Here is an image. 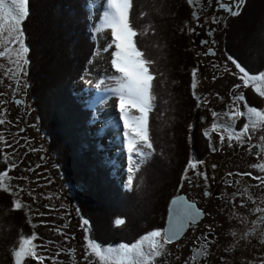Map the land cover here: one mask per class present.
<instances>
[{
  "label": "trees",
  "instance_id": "obj_1",
  "mask_svg": "<svg viewBox=\"0 0 264 264\" xmlns=\"http://www.w3.org/2000/svg\"><path fill=\"white\" fill-rule=\"evenodd\" d=\"M92 3L29 0L30 15L23 23L30 48L27 83L43 137L64 184L77 192V205L90 222L92 236L102 245L131 244L164 228L189 164L210 154L209 141L198 128L193 90L197 69L189 33L193 15L187 0H133V26L138 30L151 26L148 35L135 39L155 61L150 71L155 74L156 101L148 125L155 151L128 190L96 129L99 110L77 89L99 48L93 31L97 8ZM225 51L250 74L264 72V0H246L229 26ZM245 96L250 107H261L251 90ZM4 171L8 164L0 152V173ZM14 201L0 189V264H15L14 251L33 233L24 211L14 210ZM117 219L125 223L117 226Z\"/></svg>",
  "mask_w": 264,
  "mask_h": 264
},
{
  "label": "rangeland",
  "instance_id": "obj_2",
  "mask_svg": "<svg viewBox=\"0 0 264 264\" xmlns=\"http://www.w3.org/2000/svg\"><path fill=\"white\" fill-rule=\"evenodd\" d=\"M104 2L105 0H95L97 14L93 26H99L102 22ZM227 17V14L223 13L219 18L220 23L214 24H212L211 18L205 19L208 20L209 30L207 31L205 27H201L203 22L197 24L194 22L193 17L190 21L189 33L192 39V50L197 59V69L193 82L195 88L193 90L195 96L200 98L198 101L199 106H197L199 114L198 128L201 133H205L206 130L211 132V136H207L211 146L208 150L210 153L208 159L213 162L212 171L214 173H217L220 169L225 173L230 171L229 167L226 170L223 164L225 158L230 160L237 158L239 160L238 157L246 156L247 165L252 167L257 176L264 177V172L253 167L257 163L264 165V158L262 161L257 162L256 153L258 148L252 147V145L260 143L258 137L264 132H257L250 141L245 138V143H239L234 138L229 143L227 132L222 129L215 132L211 131L214 123L231 124L237 133L242 129L243 125L248 122L246 116L229 120L225 114L230 109L237 107L233 103L235 96L242 93L246 100L245 92L247 90H251L261 100V107L258 109L264 111V96L257 91V89L264 91V82L259 84L250 82L245 87L239 79L238 70L226 54V34L232 20L237 16ZM4 27L7 28V25H4ZM191 28H194L195 32H192ZM208 31H214L213 35L210 36ZM109 33L110 30H106L99 36L95 35L99 48L89 66L86 78L83 83L78 85L77 89L87 95L85 97L86 103L99 110L97 120L99 124L96 129L103 135L104 149L108 150L109 155L119 165L118 174L124 186L127 180L126 177L129 175L127 171L129 161L127 159L126 143L122 135L123 122L119 120V101L116 97L109 99V93L98 92L94 87L100 79L112 75L115 71L110 65L111 52L114 51V46L108 52L103 51L106 43L111 38ZM205 40L208 41V45L202 43ZM2 43L0 42V45ZM25 67L27 73V65ZM88 81H92V84H89ZM7 83V79L0 82V91L6 93L0 99L8 101L0 104V119L5 120V123L0 125V138H2L0 139V152L4 156L5 163L8 164V177L5 178L4 183L9 185L10 190L7 192L14 197L15 201L19 200L22 204L20 210H23L26 214L33 230L32 236L35 235L36 237L33 244L36 246L37 256L42 255L45 257V260L41 262L36 258L23 256L21 258L22 264H105L98 257L93 259L92 256H89L87 260L85 259L84 253L87 240H94L90 233L91 225L89 222L88 226H83V219L87 218L83 216L77 205V192L64 184L63 176L58 170L43 137L44 134L40 129L29 94L27 74L22 81V83L27 84V87L14 90L8 88ZM108 83L110 85L111 82ZM237 84L241 85L239 89L235 88ZM16 101L20 102L17 103ZM238 110L246 111L243 101L239 102ZM214 113L217 115L214 116ZM133 115H138V113L133 111ZM237 126L239 127L237 128ZM221 134L225 137L223 142L220 139ZM225 151L228 153L225 154ZM262 151L264 155V148H262ZM241 166L243 165L240 163L238 165L230 164V168L246 173L247 171L242 169ZM197 172L193 170L192 173L191 170H188L184 174L179 188L181 192L192 191L194 199L202 198V191L207 188L204 185L195 187L199 181ZM236 174L238 175V172ZM253 188H256L254 184ZM236 190L237 187L229 189L231 192ZM257 193L260 194V192ZM157 203L156 209H160V202ZM214 204L217 208H222L226 203L222 198H219L214 201ZM245 210L247 214L248 207L245 206ZM73 217L76 218L75 221H73ZM85 227H87V231ZM21 244L22 241L19 243L17 250H19ZM109 246L113 245L103 247ZM57 252L60 253L58 257H56ZM52 257H56V259L53 260ZM108 264H110V261Z\"/></svg>",
  "mask_w": 264,
  "mask_h": 264
},
{
  "label": "snow or ice",
  "instance_id": "obj_3",
  "mask_svg": "<svg viewBox=\"0 0 264 264\" xmlns=\"http://www.w3.org/2000/svg\"><path fill=\"white\" fill-rule=\"evenodd\" d=\"M187 2L194 9L192 15L199 21L203 13L204 0H187ZM245 3L246 0H232L231 4L225 5L221 0H217L219 8L226 9L231 16L240 15ZM91 7H95L94 0ZM103 7L102 22L99 26L94 25L93 31L99 36L106 30H110L109 35L111 38L106 43L103 51L108 52L114 46V51L111 52L110 65L115 71L112 75L100 79L94 87L98 92L109 93V99L111 97L118 98L119 120L123 122L122 135L126 143L127 159L129 161L127 169L129 175L124 186L131 190L135 173L140 171L141 166L151 158L155 151L150 140L148 126L149 113L154 110L156 101V95L153 91L155 74L150 71V67L155 61L145 55V52L137 46L135 39L138 35H148L151 26L146 25L142 30H138L133 26L131 20L133 0H105ZM29 15V0H0V42H3L0 45V82H3V79H7L8 83L6 86L14 90L27 87V84L22 83V81L27 74L25 66L30 63L27 59L30 48L25 43L26 37L23 23ZM140 15L144 16L145 13L142 12ZM212 20L214 23H220L219 18L216 16H213ZM4 25H7V28ZM190 30L195 32L194 28ZM202 43L206 44L207 41ZM228 59L235 65L239 73V79L245 87L250 82L257 84L264 82V72L250 74L233 57L229 56ZM195 74L196 70H193L194 77ZM108 82H111L110 85ZM88 83L92 84V81H88ZM240 87V84L235 86L236 89ZM193 88H195V84H193ZM257 91L264 96V91L260 89H257ZM5 95L6 93L0 91V97ZM197 99L198 101L200 100L199 97ZM241 101L244 102L246 111L238 110L239 102ZM7 102V100L0 99V104ZM16 102L19 103L20 101ZM233 103L237 107L230 109L225 114L228 119L232 120L246 116L248 122L243 125L238 133L231 124L214 123L211 129L212 132L218 129L227 132L229 143H231L233 138L239 143H245V138L250 141L257 132H264V111L249 107L242 93L234 97ZM133 111L138 113V115H133ZM213 115L216 116L217 114L214 113ZM4 123L5 120L0 119V125ZM204 134L205 136H211V132L208 130ZM224 138V135L221 134V142L224 141ZM258 140L260 143L252 145V147L264 148V134L260 135ZM213 150L215 151V149ZM256 154L259 156L260 152L258 151ZM190 167L195 170L197 164L192 163ZM253 167L264 172V165L262 164L257 163ZM196 174L203 176L204 180L207 181L206 173L197 172ZM228 175L231 176L232 173ZM238 175L252 176V173L246 172ZM6 177H8L7 171L0 173V189L9 191V185L4 183ZM253 179L260 182L257 187L264 186V177L255 176ZM240 207H245L243 201ZM21 208V202L19 200L14 201V210ZM251 211L254 214H258L257 220L253 222V228L247 231L241 239L249 238L253 231L256 230V225L264 227V216L259 215L264 214V208L257 205ZM201 215L200 209L195 204L188 203L183 198L178 197L172 201V208L169 212V226L167 228L153 230L131 245L125 243L118 247L109 246L104 248L98 242L88 239L85 246V259L87 260L89 256H92L93 259L98 257L105 264H108L109 261L110 264H166L167 256L169 255L167 246L177 241L189 226L195 225ZM233 215L235 217L236 214L233 213ZM240 222L244 223L243 219ZM124 223V219L115 221L117 226ZM88 225L89 221L83 219V226ZM85 230H88L87 227H85ZM233 235L235 236V233ZM35 239V235L31 238L22 239L19 250L14 251L15 264H22L21 258L23 256L33 257L41 262L45 260L44 256H37L36 246L33 244ZM198 239L203 240L204 243L194 251L192 256L193 264H198L202 258H206L208 245L211 243L207 237ZM145 242H147V245H145ZM260 242L264 243V237L261 238ZM59 255L60 253L57 252L56 257ZM56 257L51 259L55 260Z\"/></svg>",
  "mask_w": 264,
  "mask_h": 264
},
{
  "label": "flooded vegetation",
  "instance_id": "obj_4",
  "mask_svg": "<svg viewBox=\"0 0 264 264\" xmlns=\"http://www.w3.org/2000/svg\"><path fill=\"white\" fill-rule=\"evenodd\" d=\"M221 2L228 5L232 3V0H221ZM193 10L191 6V11L193 12ZM223 13H226L228 17L231 16L226 9L219 8L217 0H204L203 13L200 20L197 21L194 16L192 17L197 24L203 22L201 27H205L207 31L209 30V26L208 20L205 19L211 18L212 24H214L212 17L216 16L221 18ZM213 33L214 31H208L210 36ZM205 45H208V41ZM205 137L208 139L207 136ZM258 151L260 155L257 156L256 154L257 162L262 161L264 158L262 148H258ZM227 153L225 151V154ZM208 155L203 159H194L193 161V163L197 164L195 171L206 173L208 177L207 181H205L203 176L198 175L199 181L195 185V187H201V185L207 186L202 191V198L194 199L192 197V191L181 192L180 189L174 197H182L188 203L195 204L200 209L202 216L200 219L198 218L195 225L189 226L177 241L167 246L169 255L167 256L166 264H186V262L193 264L192 256L194 251L204 243L203 240L198 239L200 237H207L211 243L208 245L206 258H202L198 264H264V243L260 242L261 238L264 237V227L256 225V230L253 231L249 238L241 239L247 231L253 228V222L257 220L258 214H254L251 209L257 205L264 208V186L261 188L257 187L259 183L256 184V182L259 181L253 179L257 174L253 171L252 167L247 165L246 156H237L240 158L239 160L237 158H233V160L225 158L226 160L223 164L225 165V169L227 170L229 167L230 171L225 173V171L220 169L217 173H214L212 171L213 162L209 161ZM238 163L243 165L241 166L242 169L251 172L252 176L237 175L236 172L238 174L241 172L237 169L230 168V164L238 165ZM188 170H191L193 173L191 167H188L186 172ZM229 173H232V175L229 176ZM253 184L256 188H253ZM236 187V191H229L230 188ZM257 192H260V194L258 195ZM219 198H222L226 203L222 208H217L214 204V201ZM242 201L248 207L247 214L245 213V207H240ZM233 213L236 214L235 217ZM259 215L264 216V214ZM241 219H243L244 223L240 222ZM75 220L76 218L73 219V221ZM165 226L163 229H165ZM90 233L92 236L91 226ZM233 233H235V236ZM141 237L137 238L131 244L140 240ZM94 241L98 242L95 239ZM112 245L111 247H118L121 244ZM145 245H147V242H145Z\"/></svg>",
  "mask_w": 264,
  "mask_h": 264
},
{
  "label": "water",
  "instance_id": "obj_5",
  "mask_svg": "<svg viewBox=\"0 0 264 264\" xmlns=\"http://www.w3.org/2000/svg\"><path fill=\"white\" fill-rule=\"evenodd\" d=\"M177 198H178V197L174 198L173 200H176ZM180 198H182V197H180ZM183 199L186 201L185 198H183ZM173 200H172V201H173ZM172 201H171V203H170V205H169L168 216H167V221H166V226H165V228H167V227L169 226V212H170V209L172 208ZM201 216H202V215H201ZM201 216H200V217H201ZM200 217H199V219H200ZM185 231H186V230H185ZM185 231H184V232H185ZM184 232H183V233H184ZM182 235H183V234H182ZM182 235H181V236H182Z\"/></svg>",
  "mask_w": 264,
  "mask_h": 264
}]
</instances>
